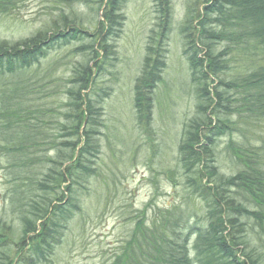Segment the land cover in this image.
<instances>
[{"label": "trees", "instance_id": "obj_1", "mask_svg": "<svg viewBox=\"0 0 264 264\" xmlns=\"http://www.w3.org/2000/svg\"><path fill=\"white\" fill-rule=\"evenodd\" d=\"M193 1L201 13L188 8L182 35L191 82H199V112L184 126L175 165L167 169L173 183L178 176L184 197L179 205L131 215L132 227L109 264H264V141L252 144L243 134L240 142L231 140L246 130L234 122L236 114L244 122L264 121V0ZM122 2L100 0L99 37L92 36L90 57L73 71L64 123L41 113L54 105L61 83L52 85L56 79L32 69L48 50L77 38L56 30L0 40V174L8 202L0 217V264L47 262L78 208L75 187L98 174L103 91L94 86V70L115 54L109 40L120 32ZM20 3L0 0V15L13 14ZM159 5L160 37L148 38L133 87L141 128L151 127L153 94L165 67L159 43L171 24L170 9L168 0ZM81 34L75 29L73 37ZM52 132L67 133L68 140L58 142ZM226 136L219 151L218 140ZM223 151L233 174L219 170ZM191 200L200 203L191 206Z\"/></svg>", "mask_w": 264, "mask_h": 264}, {"label": "rangeland", "instance_id": "obj_2", "mask_svg": "<svg viewBox=\"0 0 264 264\" xmlns=\"http://www.w3.org/2000/svg\"><path fill=\"white\" fill-rule=\"evenodd\" d=\"M168 3L171 24L159 43L164 50L165 67L153 94L151 127L141 128L134 110L133 87L141 72L145 49L150 44L148 38L160 37V5L159 0L122 2L124 19L120 32L116 41L109 40L115 54L109 53L108 60L103 59L99 70H94V86L103 91L99 100L102 101V126L97 136L101 148L95 159L98 174L83 186L75 187L78 208L54 254L40 264H109L119 255V245L132 227L131 215L140 216L145 209L149 214L156 208L179 205L184 197L183 188L177 186L178 176L173 183L167 169L172 171L175 165L176 146L184 126L199 112L196 97L199 82L196 80L195 85L191 82L182 33L188 8L191 6L200 14L201 4H194L193 0H168ZM102 10L100 0H21L13 8V14L0 15V40L19 41L39 32L56 30L77 38L63 40L65 44L59 49L48 50L47 57L32 69L38 77L46 75L56 79L52 85L61 83L60 94L53 97L54 105L45 106L41 111L43 115L58 117L64 123L62 115L70 111L67 92L74 86L73 71L91 55L86 45L93 43L92 36L99 37L97 27L102 22ZM70 27L74 29L72 33ZM75 29L82 32L80 37H73ZM192 35L191 28L188 36ZM234 122L246 130L232 135V141L240 142L241 134L252 144L264 141V121L244 122L236 114ZM56 127L52 124L51 129ZM52 133L58 142L68 140L67 133ZM228 142L229 137L220 138L218 150H224ZM218 167L225 175L234 173L224 151ZM199 203V200H191L190 205ZM7 207V190L0 174V217Z\"/></svg>", "mask_w": 264, "mask_h": 264}]
</instances>
